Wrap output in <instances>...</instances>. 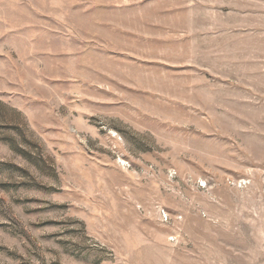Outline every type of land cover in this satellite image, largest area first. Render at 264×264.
<instances>
[{
    "label": "rangeland",
    "instance_id": "obj_1",
    "mask_svg": "<svg viewBox=\"0 0 264 264\" xmlns=\"http://www.w3.org/2000/svg\"><path fill=\"white\" fill-rule=\"evenodd\" d=\"M261 253L264 0H0V264Z\"/></svg>",
    "mask_w": 264,
    "mask_h": 264
},
{
    "label": "crops",
    "instance_id": "obj_2",
    "mask_svg": "<svg viewBox=\"0 0 264 264\" xmlns=\"http://www.w3.org/2000/svg\"><path fill=\"white\" fill-rule=\"evenodd\" d=\"M260 244L262 245L263 243L260 242ZM262 258H264V253H261V254H260V259L262 260Z\"/></svg>",
    "mask_w": 264,
    "mask_h": 264
}]
</instances>
